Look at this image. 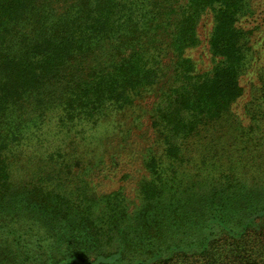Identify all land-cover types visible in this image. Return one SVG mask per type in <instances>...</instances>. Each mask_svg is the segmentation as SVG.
<instances>
[{"label": "trees", "instance_id": "1", "mask_svg": "<svg viewBox=\"0 0 264 264\" xmlns=\"http://www.w3.org/2000/svg\"><path fill=\"white\" fill-rule=\"evenodd\" d=\"M52 1L0 0V264H264V113L244 127L231 110L250 0H79L28 38ZM207 9L221 59L203 75L185 52ZM151 92L141 206L67 181L66 140Z\"/></svg>", "mask_w": 264, "mask_h": 264}, {"label": "rangeland", "instance_id": "2", "mask_svg": "<svg viewBox=\"0 0 264 264\" xmlns=\"http://www.w3.org/2000/svg\"><path fill=\"white\" fill-rule=\"evenodd\" d=\"M78 1L53 0L48 3L43 7L41 19L39 14L32 16L34 21L27 28L28 38H35L37 33L33 28L42 25L45 18L50 23L55 22ZM38 8L41 13L42 7ZM214 25L213 11L207 9L196 28L198 42L186 49L185 55L190 58L197 74L211 73L221 59L215 56L210 48ZM239 25L251 31L248 37L252 49L250 64L240 73L239 83L243 92L232 104L231 110L242 126L246 127L252 123L253 115L257 117L258 114L264 113V100L260 97L264 75V0H250L248 15L240 20ZM157 101H159L158 94L151 92L150 95L137 99L135 104L124 109L123 113L116 115V122H108L97 131L87 132L84 138L73 136L71 143L68 138L65 148L70 156L67 157L72 156L80 161L73 162L71 159V162L75 163L74 171L66 175L67 181L70 178H84L91 186L93 196L120 190L125 193L126 205L131 210L138 209L141 206L138 187L141 181L149 176L145 161L158 137L151 117L154 103ZM257 128L264 136V119ZM229 133L228 137H230ZM226 139L227 136L222 143L226 144ZM58 144L54 143V145ZM223 147L221 146V149ZM226 148L227 145L222 151L219 150L225 156L229 154V151L225 152ZM77 153H82L83 156ZM29 177L28 175L25 179ZM70 185L76 186V182H71Z\"/></svg>", "mask_w": 264, "mask_h": 264}]
</instances>
